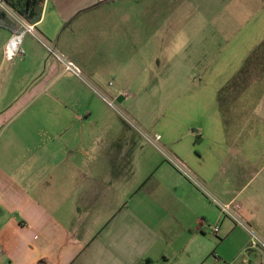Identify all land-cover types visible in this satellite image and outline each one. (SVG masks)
I'll return each instance as SVG.
<instances>
[{
	"label": "crops",
	"instance_id": "obj_1",
	"mask_svg": "<svg viewBox=\"0 0 264 264\" xmlns=\"http://www.w3.org/2000/svg\"><path fill=\"white\" fill-rule=\"evenodd\" d=\"M42 1L81 77L0 16V264H264L149 141L264 241V0Z\"/></svg>",
	"mask_w": 264,
	"mask_h": 264
},
{
	"label": "built area",
	"instance_id": "obj_2",
	"mask_svg": "<svg viewBox=\"0 0 264 264\" xmlns=\"http://www.w3.org/2000/svg\"><path fill=\"white\" fill-rule=\"evenodd\" d=\"M0 9L7 13L20 27V32L14 33L8 44L6 45L4 56L9 62H13L17 58H23L25 51L23 49V42L26 35H32L37 41L48 51V53L55 58L63 66L65 72L71 73L75 76L81 77L80 68L72 61L64 58L59 52L49 43L43 40L35 31V26L26 22L17 12L10 8L3 0H0ZM113 106V103H110ZM149 141L165 156L178 171H180L192 184L201 190L207 197H209L221 210L223 215L230 218L237 225L243 227L248 231L251 237L250 248H261L264 250V241L239 218L232 206L226 205L217 200L189 171H187L180 163L166 153L160 145L161 136L149 138ZM215 233L219 231V227L214 229Z\"/></svg>",
	"mask_w": 264,
	"mask_h": 264
},
{
	"label": "trees",
	"instance_id": "obj_3",
	"mask_svg": "<svg viewBox=\"0 0 264 264\" xmlns=\"http://www.w3.org/2000/svg\"><path fill=\"white\" fill-rule=\"evenodd\" d=\"M10 8L18 13L26 22L34 24L40 21L43 10V1L42 0H3ZM116 0H106L103 3H110ZM6 15L12 21V27H15L13 30L14 33L20 32L19 25L3 10L0 9V16ZM0 26H3L0 23ZM4 27V26H3ZM11 27V28H12Z\"/></svg>",
	"mask_w": 264,
	"mask_h": 264
},
{
	"label": "rangeland",
	"instance_id": "obj_4",
	"mask_svg": "<svg viewBox=\"0 0 264 264\" xmlns=\"http://www.w3.org/2000/svg\"><path fill=\"white\" fill-rule=\"evenodd\" d=\"M248 227V226H247ZM250 228V227H249Z\"/></svg>",
	"mask_w": 264,
	"mask_h": 264
}]
</instances>
